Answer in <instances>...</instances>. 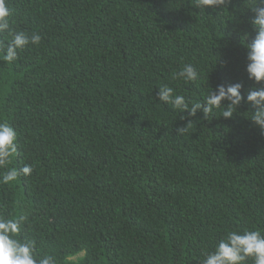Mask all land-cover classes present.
I'll list each match as a JSON object with an SVG mask.
<instances>
[{
	"label": "trees",
	"instance_id": "16d2710c",
	"mask_svg": "<svg viewBox=\"0 0 264 264\" xmlns=\"http://www.w3.org/2000/svg\"><path fill=\"white\" fill-rule=\"evenodd\" d=\"M251 2L204 12L195 0H7L15 29L42 39L12 64L0 59V121L17 132L7 167L33 169L0 184V215L30 213L21 237L38 257L199 264L228 231L264 235L255 109L205 119L156 98L163 85L190 108L219 85L247 95ZM189 63L199 79L173 80Z\"/></svg>",
	"mask_w": 264,
	"mask_h": 264
},
{
	"label": "clouds",
	"instance_id": "9594fccd",
	"mask_svg": "<svg viewBox=\"0 0 264 264\" xmlns=\"http://www.w3.org/2000/svg\"><path fill=\"white\" fill-rule=\"evenodd\" d=\"M228 2L229 0H195V7L205 12L207 8L221 9ZM246 8L254 13L251 26L255 32L254 39L244 44L247 50L248 80L255 85L247 90V95H242L241 83L227 87L219 85L215 90L211 88L203 103L197 102L190 108L183 95L176 94L172 87L163 85L156 96L160 103L192 117L198 111L202 112L205 119L214 109H222V117L231 119L242 104H248L255 109L249 112V120L264 132V0H252ZM13 16L7 0H0V59L6 64L16 62L20 52L30 44L39 45L42 39L36 32L16 30ZM247 39L245 36L244 41ZM199 76L189 63L173 73L172 79L189 83L197 81ZM180 119L184 120L186 117L181 115ZM190 124L188 122L185 126L178 127L177 134L186 133ZM16 152L17 132L9 123L0 121V169H4L0 173V184L9 185L20 176L28 177L32 174L31 165L19 169L7 167ZM29 215L28 211L9 218L0 215V264H56L51 255L38 257L34 240L21 237L22 226L28 221ZM249 260L252 264H264V235L261 230L228 231L214 251L202 254L199 264H248Z\"/></svg>",
	"mask_w": 264,
	"mask_h": 264
}]
</instances>
